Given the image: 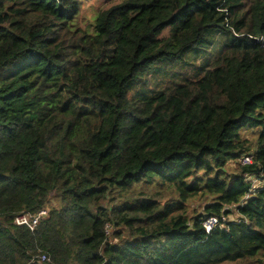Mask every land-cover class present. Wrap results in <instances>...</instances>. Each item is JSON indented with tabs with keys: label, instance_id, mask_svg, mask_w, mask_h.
I'll list each match as a JSON object with an SVG mask.
<instances>
[{
	"label": "trees",
	"instance_id": "trees-1",
	"mask_svg": "<svg viewBox=\"0 0 264 264\" xmlns=\"http://www.w3.org/2000/svg\"><path fill=\"white\" fill-rule=\"evenodd\" d=\"M82 1L0 0V264H264V0Z\"/></svg>",
	"mask_w": 264,
	"mask_h": 264
},
{
	"label": "rangeland",
	"instance_id": "rangeland-1",
	"mask_svg": "<svg viewBox=\"0 0 264 264\" xmlns=\"http://www.w3.org/2000/svg\"><path fill=\"white\" fill-rule=\"evenodd\" d=\"M121 0H83L82 4H81V19L83 18L85 21L87 20L88 23L90 24L92 21V18L94 17L96 11L98 10H102L104 8L109 7L110 5H115L117 3H119ZM86 23L83 22L81 20V24ZM213 48L208 49V52H212ZM254 134L252 131H246L245 133H243L242 135V139H246V141L249 142V146H250V153H252L253 148H254ZM225 169L228 173L231 174H236L239 169L238 166L233 163V162H229L227 163V165L225 166ZM210 198L209 197H201V196H196L194 198H192L188 203H189V208H188V212L191 209H193L196 212L199 213H204V207L208 205ZM233 218H235L234 216H230V219L233 220ZM223 264H230V263H223ZM235 264H251V263H240L237 262ZM254 264H259V263H254Z\"/></svg>",
	"mask_w": 264,
	"mask_h": 264
},
{
	"label": "built area",
	"instance_id": "built-area-1",
	"mask_svg": "<svg viewBox=\"0 0 264 264\" xmlns=\"http://www.w3.org/2000/svg\"><path fill=\"white\" fill-rule=\"evenodd\" d=\"M251 160H252V156L244 155L241 158L240 163L242 165H247L251 163ZM46 214H47V211L45 209H42L34 216L21 215L15 219V223L18 225H24L32 230ZM216 222H217V219L215 217L208 218L203 223V227L205 228V231L208 233L213 227V225L216 224Z\"/></svg>",
	"mask_w": 264,
	"mask_h": 264
}]
</instances>
